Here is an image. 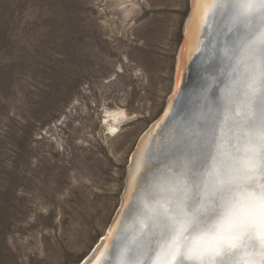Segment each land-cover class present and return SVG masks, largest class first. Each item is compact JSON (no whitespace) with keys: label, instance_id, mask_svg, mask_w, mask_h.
Returning <instances> with one entry per match:
<instances>
[{"label":"rangeland","instance_id":"374dc122","mask_svg":"<svg viewBox=\"0 0 264 264\" xmlns=\"http://www.w3.org/2000/svg\"><path fill=\"white\" fill-rule=\"evenodd\" d=\"M115 1L0 0V264L87 257L171 95L190 0Z\"/></svg>","mask_w":264,"mask_h":264},{"label":"snow or ice","instance_id":"6c2138e0","mask_svg":"<svg viewBox=\"0 0 264 264\" xmlns=\"http://www.w3.org/2000/svg\"><path fill=\"white\" fill-rule=\"evenodd\" d=\"M203 3L227 22L236 40L226 55L244 71L225 87L223 120L181 154L173 173L155 185L140 177L137 190L155 202L143 225L153 239L123 243L108 264H264V0ZM220 124L239 131L227 155Z\"/></svg>","mask_w":264,"mask_h":264},{"label":"bare ground","instance_id":"6f19581e","mask_svg":"<svg viewBox=\"0 0 264 264\" xmlns=\"http://www.w3.org/2000/svg\"><path fill=\"white\" fill-rule=\"evenodd\" d=\"M127 2H131V0L115 1V6L121 11L123 19H126L130 14ZM206 12L209 14L205 17ZM213 17L210 5L203 3V0H190V12L184 26L182 46L176 59L173 93L167 102L163 115L154 124L150 133L142 137L136 151L131 156L130 164L127 168L128 176L125 193L122 197L117 217L108 232L104 234V241L95 248L84 264H108L109 261L115 259L118 246L131 241L134 237L139 238L138 243L141 246L149 239H153L143 225L151 223L145 217L144 211L147 206L154 205L155 202L147 200L143 192L137 190V182L141 176L146 174L147 179L153 185L156 184L157 178L163 183L164 177L161 174L167 173L171 175L181 154L186 153L187 149L196 144L199 138L207 133L209 126L219 123L217 117L220 118V121L223 120L225 87L227 84L239 82L244 71L243 66L235 61L232 69L234 76H231V71L226 68L223 75L224 83H222V88H220V76L217 69L219 63L220 66L226 65V58L223 59L225 54L222 47H226L230 41V37L224 38V36H229L232 33L228 31L225 20H223L219 30L221 35L223 34L222 37H216L215 33L212 34L209 52L206 46V51L208 52L206 56H210V58L207 60L204 58L203 62L205 64L201 61L202 58L199 59V64L205 65V69L201 73H207V79L203 82L202 89L196 93L199 98L195 97L193 103L190 104L191 109L184 113L182 117L173 121L171 125H169L170 119L168 120L167 118L173 103L176 102L177 97L175 98V96L178 93L181 74L187 73L189 63L193 62V57L202 49V41L207 44V37L204 36L206 33H203V29L208 25L209 33ZM205 19L207 22H205ZM223 29L225 30L224 32ZM203 53H205V47ZM192 66L194 67L193 64ZM178 73L179 78H177ZM228 73H230L229 76ZM106 114L108 119L105 122L107 135L116 136L127 116L121 110L107 112ZM216 134L222 141V148L226 155L229 154L237 144L236 137L239 135V131L220 124L216 128ZM141 232H144L145 235L141 236ZM124 238H127V240Z\"/></svg>","mask_w":264,"mask_h":264},{"label":"water","instance_id":"95a60500","mask_svg":"<svg viewBox=\"0 0 264 264\" xmlns=\"http://www.w3.org/2000/svg\"><path fill=\"white\" fill-rule=\"evenodd\" d=\"M189 12H190V3H189ZM189 15V13H188ZM188 18V16H187ZM186 18V20H187ZM223 20L224 18L222 16H219V15H215L213 17V23H212V26H211V29L208 33V25H206L203 29V33L205 34L204 36L207 37V44L204 43V41H202V49L200 52H198L194 57H193V62L189 63L188 65V70H187V73L184 72L183 74H181L182 76L180 77L179 79V85H178V93L176 94L175 98H176V102L173 103V107L171 109V111L169 112L168 114V120L170 119L169 121V125L172 124L173 121H175L176 119L180 118L183 116L184 113H186L188 110L191 109L190 107V104L193 103V99L196 97V98H199L196 93L202 89L203 87V82H205V80L207 79V73L206 72H202V70L205 69V63L203 62L204 58L205 60L209 59L210 56H206V54H208L209 52V49L210 48V41H211V38H212V34L215 33L216 37H222L221 33H220V28L223 24ZM186 22V21H185ZM216 23V24H215ZM184 26H185V23L183 25V29H182V36H184ZM225 30L223 29V32ZM219 32V33H218ZM207 33H208V36H207ZM219 35V36H218ZM210 37V38H209ZM225 37H230V41L228 42V44L226 45V47H222V50L224 51V54L225 56H223V59L226 58V62L225 64L226 65H223V66H220V63H219V66H218V73H219V81H220V88H222V83L223 82V75H224V71L225 69L227 68L228 71H231V76H234V73L232 71L233 69V65H234V62L236 61L235 59H229L228 56L226 55V50H227V53L228 51L230 50L231 48V42L235 41L236 40V37L233 35V33H231V35L229 36H224ZM202 39V38H201ZM203 40V39H202ZM181 46H182V43H181ZM180 46V48H181ZM206 46H207V51H206ZM204 47H205V53H203L204 51ZM209 47V48H208ZM180 52V49L178 51V54ZM178 54H177V57H178ZM207 57V58H206ZM202 58V62L204 64H199V59ZM216 61H217V53H216ZM233 62V63H232ZM216 63V62H215ZM192 64L194 65V67L192 66ZM204 65V66H203ZM200 66V68H199ZM214 66L215 64L213 65V69H214ZM198 68V69H197ZM175 69H176V66H175ZM230 75V73H228V76ZM177 78H179V73H178V76ZM176 84H177V80H176ZM228 85V84H227ZM231 85V84H230ZM195 86V88H194ZM173 87H174V82H173ZM173 93V89H172V92H171V95ZM170 95V96H171ZM178 95V96H177ZM170 98V97H169ZM169 100V99H168ZM168 102V101H167ZM167 106V104H166ZM166 106L164 108V110L162 111L161 115L159 116V118L163 115L165 109H166ZM159 118L157 120H155L148 128L147 130L141 135V137L139 138L137 144H136V147L134 148L133 152L130 154L129 156V160H128V166L130 164V158L131 156L133 155V153L136 151V148L140 142V140L142 139V137H144L147 133H150L152 127H154V124L158 122ZM166 123V122H165ZM168 125V126H169ZM127 166V168H128ZM127 176L126 175V180H127ZM125 185H126V181H125ZM125 185H124V191H123V194H122V197L124 196V193H125ZM122 199V198H121ZM120 206H121V203H120ZM120 206H119V209H120ZM119 209L117 210L111 224L114 223L116 217H117V213L119 211ZM110 224V226H112ZM110 226L108 227V229L110 228ZM108 229L106 230V233L108 232ZM105 233V234H106ZM104 237L105 235L97 242V244L93 247V249L91 250V252L89 253V255L87 257H85L79 264H84L87 260H88V257L93 253V251L95 250V248L101 243L104 241ZM103 246V244H101ZM100 245V246H101ZM113 260V259H112Z\"/></svg>","mask_w":264,"mask_h":264}]
</instances>
